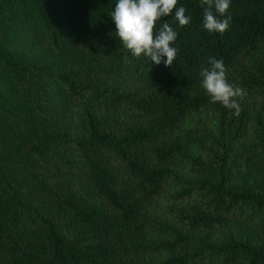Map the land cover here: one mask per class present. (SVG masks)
I'll return each mask as SVG.
<instances>
[{
  "label": "trees",
  "instance_id": "16d2710c",
  "mask_svg": "<svg viewBox=\"0 0 264 264\" xmlns=\"http://www.w3.org/2000/svg\"><path fill=\"white\" fill-rule=\"evenodd\" d=\"M116 2L0 0V264H264V0H231L224 34L179 0L171 67L123 46Z\"/></svg>",
  "mask_w": 264,
  "mask_h": 264
},
{
  "label": "clouds",
  "instance_id": "9594fccd",
  "mask_svg": "<svg viewBox=\"0 0 264 264\" xmlns=\"http://www.w3.org/2000/svg\"><path fill=\"white\" fill-rule=\"evenodd\" d=\"M179 0H117L110 14L116 34L123 46L135 57H147L150 62L171 67L179 49L173 46L178 38L170 22L161 23L162 17L174 13L173 20L180 27L188 26L192 17L187 9L178 7ZM231 0H201L203 27L210 33L224 34L230 28L232 17L227 15ZM159 28H157V26ZM208 67L201 69L202 87L212 103L234 109L239 114V100L247 95L246 89L231 83L228 69L222 59L208 58Z\"/></svg>",
  "mask_w": 264,
  "mask_h": 264
},
{
  "label": "rangeland",
  "instance_id": "374dc122",
  "mask_svg": "<svg viewBox=\"0 0 264 264\" xmlns=\"http://www.w3.org/2000/svg\"><path fill=\"white\" fill-rule=\"evenodd\" d=\"M247 235L251 238L254 242H263L264 241V233L259 231L255 225H247L245 224Z\"/></svg>",
  "mask_w": 264,
  "mask_h": 264
}]
</instances>
